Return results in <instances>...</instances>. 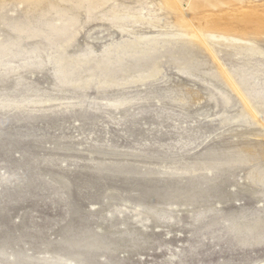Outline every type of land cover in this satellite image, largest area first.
I'll list each match as a JSON object with an SVG mask.
<instances>
[{"label":"rangeland","instance_id":"374dc122","mask_svg":"<svg viewBox=\"0 0 264 264\" xmlns=\"http://www.w3.org/2000/svg\"><path fill=\"white\" fill-rule=\"evenodd\" d=\"M254 3L244 9L264 12ZM26 7L0 0V16L12 22ZM12 36L0 24V39ZM118 38L91 22L69 52ZM198 62L187 75L165 60L156 82L108 91L129 101L120 109L94 88L82 100L56 87L50 66L0 79V101L21 102L0 109V249L80 264H264V194L247 179L263 163L264 128L236 120L243 101L210 76L208 53ZM150 206L167 220L149 218Z\"/></svg>","mask_w":264,"mask_h":264},{"label":"bare ground","instance_id":"6f19581e","mask_svg":"<svg viewBox=\"0 0 264 264\" xmlns=\"http://www.w3.org/2000/svg\"><path fill=\"white\" fill-rule=\"evenodd\" d=\"M254 1L19 0L27 5L23 17L9 22L0 16V24L13 33L6 40L0 39V79L6 81L19 69L50 66L56 87L72 89L82 100L94 88L107 106L120 109L129 101L109 98L108 91L156 82L163 77L165 60L180 73L192 75L199 54L206 52L218 65V72L210 76L243 101L244 107L235 119L254 120L264 128V48L259 44L264 12L250 8ZM96 21L107 23L120 38L110 40L99 50L87 45L78 52H69L83 26ZM249 30L257 31L259 36H249ZM33 40L43 46L23 48L25 41ZM222 53L230 56L229 65L222 62ZM19 84L17 80L15 85ZM221 96L225 104L230 103L225 93ZM20 107V101H0V109ZM262 160L248 171L247 179L251 187L264 194V155ZM141 207L137 205L136 210ZM146 212L157 221L168 218L155 206ZM258 224L255 221L252 226L259 228ZM94 244L103 246L104 242L87 243L89 247ZM0 260L7 264H80L78 258L60 252L34 257L3 249Z\"/></svg>","mask_w":264,"mask_h":264}]
</instances>
